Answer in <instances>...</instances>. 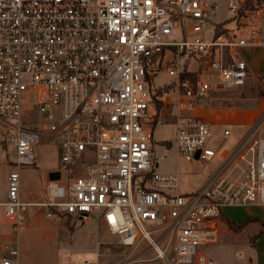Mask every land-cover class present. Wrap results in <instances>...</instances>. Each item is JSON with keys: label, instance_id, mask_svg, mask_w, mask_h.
<instances>
[{"label": "built area", "instance_id": "2783aa9c", "mask_svg": "<svg viewBox=\"0 0 264 264\" xmlns=\"http://www.w3.org/2000/svg\"><path fill=\"white\" fill-rule=\"evenodd\" d=\"M220 1L229 17L211 22ZM176 30L180 40H163ZM254 48H264V0H0V123L13 157L0 206L9 227L40 206L92 217L132 249L125 264H218L202 248L216 243L223 207H264V114L247 135L244 178L233 180L220 171L231 132L207 146L215 132L194 110L210 91L248 79L264 89V71L257 79L244 54ZM162 69L169 82L154 96L149 82ZM166 108L181 159H225L199 189L182 193V174L155 171L153 127ZM42 137L78 172L65 188L59 171L45 202H25L20 168L35 164ZM15 244L4 242L0 264H18Z\"/></svg>", "mask_w": 264, "mask_h": 264}, {"label": "rangeland", "instance_id": "374dc122", "mask_svg": "<svg viewBox=\"0 0 264 264\" xmlns=\"http://www.w3.org/2000/svg\"><path fill=\"white\" fill-rule=\"evenodd\" d=\"M219 4L221 7L210 17L211 22L229 17L224 3L220 1ZM180 39V30H176L172 36L164 37L163 40ZM244 54L254 75L264 71V48L245 49ZM168 82L169 77L165 69H162L149 84L153 89L165 86ZM194 114L215 132L216 138L207 144L209 147H216L224 129L231 132L232 136L221 146V150L232 149L231 158L220 169L221 175L233 180L244 178L242 170L248 167L250 147L253 144V138L247 135L264 114V89L259 81L248 79L243 87L210 91L195 108ZM162 115L153 127V158L157 164L155 171L160 174H182V193L199 189L212 173L219 170L225 159L219 157L221 151L205 166L181 159L174 146L175 118L170 114V108L163 110ZM3 132L4 125L0 123V203L6 199V176L11 170L13 159L11 149L4 142ZM34 151L35 164L20 168V198L23 201L43 203L46 201L49 171H60L62 176L59 185L66 188L78 169L73 166L65 168L60 163L58 147L50 138L42 137L34 146ZM238 207L226 208L225 211L241 216L243 209ZM47 213L50 214L49 219ZM24 215V222L13 232L3 218L0 206V260L3 256L2 246L7 241H16L18 264H125L132 259V249L121 245L116 235L109 233L105 226L97 224L92 217L83 219L40 206L28 207ZM254 230L255 226H251L247 234ZM246 240V234L235 233L222 222L216 243L206 245L202 250L218 264L227 261L244 264L251 251ZM237 250L243 251L241 257H234L231 253Z\"/></svg>", "mask_w": 264, "mask_h": 264}, {"label": "crops", "instance_id": "0c3cea01", "mask_svg": "<svg viewBox=\"0 0 264 264\" xmlns=\"http://www.w3.org/2000/svg\"><path fill=\"white\" fill-rule=\"evenodd\" d=\"M161 117H163V115H161ZM25 202L38 203L34 201H25ZM226 208H230V207H223L222 214L227 219L234 222L236 221L235 223L237 224L243 223L246 220L251 221L250 223L247 224L246 228L239 233V234H246L247 237L246 243L251 250L244 264H264V207H253V206L238 207L243 209L241 216H235V214H230L226 212L225 211ZM251 226H255V230L252 233L247 234V231ZM252 237L255 238L251 240L250 238ZM237 251H241V253L243 254L242 250H237ZM235 252L236 251H231L234 257H236ZM225 264H233V263L227 261Z\"/></svg>", "mask_w": 264, "mask_h": 264}, {"label": "trees", "instance_id": "16d2710c", "mask_svg": "<svg viewBox=\"0 0 264 264\" xmlns=\"http://www.w3.org/2000/svg\"><path fill=\"white\" fill-rule=\"evenodd\" d=\"M161 87L160 88H156V90H153V89H150V91L152 92L153 94V91H154V96L159 94V91H160ZM156 109H157V112L159 113L160 110L162 109V104L160 101H156ZM220 220L227 226V228L235 233H240L242 232L248 223H250L251 221L250 220H246L245 222L243 223H240V224H237L235 223L234 221H231L229 219H227L226 217H224V215L221 213L220 214ZM255 237H252L250 238L251 240H253Z\"/></svg>", "mask_w": 264, "mask_h": 264}, {"label": "water", "instance_id": "95a60500", "mask_svg": "<svg viewBox=\"0 0 264 264\" xmlns=\"http://www.w3.org/2000/svg\"><path fill=\"white\" fill-rule=\"evenodd\" d=\"M199 151L196 153L195 157L198 156ZM47 178L48 181L52 182V181H57L60 178V172L57 170H53V171H49L47 173Z\"/></svg>", "mask_w": 264, "mask_h": 264}]
</instances>
